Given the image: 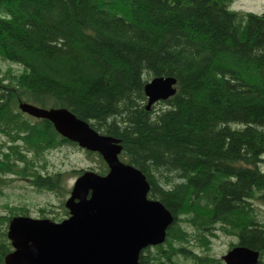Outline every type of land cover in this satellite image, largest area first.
<instances>
[{
    "label": "trees",
    "instance_id": "obj_1",
    "mask_svg": "<svg viewBox=\"0 0 264 264\" xmlns=\"http://www.w3.org/2000/svg\"><path fill=\"white\" fill-rule=\"evenodd\" d=\"M231 3L0 0V58L22 68H0V192L17 174L64 194L62 171L49 170L44 154L77 143L18 103L64 106L118 138L119 157L145 174L148 196L173 215L139 264H222L209 251L217 231L234 233L229 247L257 250L264 264L255 204L264 199V11ZM168 75L175 92L147 108L145 83ZM87 152L104 173L101 154ZM28 209L0 212V264L13 248L9 219Z\"/></svg>",
    "mask_w": 264,
    "mask_h": 264
},
{
    "label": "water",
    "instance_id": "obj_2",
    "mask_svg": "<svg viewBox=\"0 0 264 264\" xmlns=\"http://www.w3.org/2000/svg\"><path fill=\"white\" fill-rule=\"evenodd\" d=\"M174 76H154L144 85L146 107L176 90ZM19 108L47 118L56 130L79 146L97 151L106 173L84 169L64 200L68 215L50 217L15 214L8 222L12 250L5 264H139L141 250L164 240L171 211L148 196L145 174L119 157V139L101 133L67 107H43L20 100ZM259 252L235 244L222 254L225 264H256Z\"/></svg>",
    "mask_w": 264,
    "mask_h": 264
},
{
    "label": "rangeland",
    "instance_id": "obj_3",
    "mask_svg": "<svg viewBox=\"0 0 264 264\" xmlns=\"http://www.w3.org/2000/svg\"><path fill=\"white\" fill-rule=\"evenodd\" d=\"M234 7L255 12L264 11V0H232ZM0 68L2 70L11 69L15 72L21 71V66L10 63L0 58ZM0 134V141L3 140ZM44 159L49 170H61L63 174V186L66 188L64 194H60L53 190L39 189L32 185L26 178L13 174L8 185L4 186V191L0 192V212H8L9 207L24 205L28 206V214L38 217L42 212L39 208L43 207V212L48 216L55 215L59 217L63 215V205L65 198L69 195L70 189L77 176L72 170L75 168L99 170L102 168L96 153H88L87 150L78 144L65 142L62 145L50 148L44 154ZM104 167V165H103ZM261 169L264 171V160L260 163ZM63 204V205H62ZM258 209V216L264 219V199L255 202ZM65 206V205H64ZM231 241H236L234 233H226L217 231L216 236L212 238L210 254L213 257L220 258L222 264L224 260L221 257L226 253ZM186 264H191L189 260Z\"/></svg>",
    "mask_w": 264,
    "mask_h": 264
},
{
    "label": "flooded vegetation",
    "instance_id": "obj_4",
    "mask_svg": "<svg viewBox=\"0 0 264 264\" xmlns=\"http://www.w3.org/2000/svg\"><path fill=\"white\" fill-rule=\"evenodd\" d=\"M75 142V141H74ZM106 163V162H105ZM107 165V164H106ZM107 170H108V166H107ZM107 170L104 172V173H106L107 172ZM95 171H97V170H95ZM98 172V171H97ZM100 173V172H99ZM80 173H78L77 175H79ZM69 213V212H68ZM68 213L67 214H65L64 216H62V218H64V217H66L67 215H68ZM43 217V216H42ZM45 217V216H44ZM46 217H50V216H46ZM50 218H52V217H50ZM62 218H60V219H62ZM53 220H56V221H58V220H60V219H55V218H52ZM151 246H152V244H151ZM147 248V247H146ZM230 248V247H229ZM228 248V249H229ZM145 249V248H144ZM224 260V259H223ZM224 264H225V261H224Z\"/></svg>",
    "mask_w": 264,
    "mask_h": 264
}]
</instances>
